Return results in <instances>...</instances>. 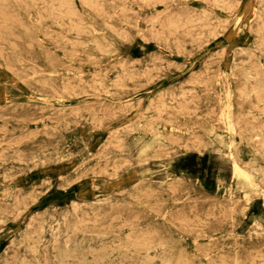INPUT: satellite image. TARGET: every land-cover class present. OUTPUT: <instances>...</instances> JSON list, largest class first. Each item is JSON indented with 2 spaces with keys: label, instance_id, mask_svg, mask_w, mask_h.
Instances as JSON below:
<instances>
[{
  "label": "rangeland",
  "instance_id": "obj_1",
  "mask_svg": "<svg viewBox=\"0 0 264 264\" xmlns=\"http://www.w3.org/2000/svg\"><path fill=\"white\" fill-rule=\"evenodd\" d=\"M0 264H264V0H0Z\"/></svg>",
  "mask_w": 264,
  "mask_h": 264
},
{
  "label": "bare ground",
  "instance_id": "obj_2",
  "mask_svg": "<svg viewBox=\"0 0 264 264\" xmlns=\"http://www.w3.org/2000/svg\"><path fill=\"white\" fill-rule=\"evenodd\" d=\"M79 2H80V1H79ZM253 8H254V7H253ZM76 34H77V33H76ZM87 42H89V41H87ZM25 43H26V42H25ZM88 45H89V44H88ZM88 45H87V46H88ZM96 46H97V45H96ZM84 48H86V47H84ZM81 54H82V53H81ZM81 54H79V55H81ZM233 59H234V58H233ZM108 83H109V81H108ZM108 83H107V85H108ZM59 84H60V83H59ZM107 85H106V86H107ZM61 87H62V86H61ZM112 87H113V85H112ZM171 92H172V91H171ZM197 104H198V103H197ZM181 108H183V107H181ZM150 117H151V116H150ZM152 119H153V118H152ZM94 124H95V123H94ZM129 125H130V124H129ZM126 127H127V126H126ZM122 136H123V135H122ZM233 161H234V160H233ZM5 164H6V163H5ZM233 167H234V166H233ZM235 171H236V172H241V168H240V166H239L238 164H235ZM77 217H78V216H77ZM78 219H79V218H78ZM28 225H29V224H28ZM59 225H60V224H59ZM59 225H58V226H59ZM34 226H36V225H34ZM36 229H37V228H36ZM44 229H45V228H44ZM44 229H43V230H44ZM57 230H58V229H57ZM41 231H42V230H41ZM41 231H40V232H41ZM151 231H152V230H151ZM51 232H52V230H51ZM58 232H59V231H58ZM41 233H42V232H41ZM41 233H40V234H41ZM144 233H145V232H144ZM75 235H76V234H75ZM75 235H74V236H75ZM141 235H142V234H141ZM77 236H78V234H77ZM86 236H87V235H86ZM57 237L60 238V235L58 234ZM58 238H57V239H58ZM58 240H59V239H58ZM140 246H141V245H140ZM144 247H145V246H144ZM35 252H36V251H35Z\"/></svg>",
  "mask_w": 264,
  "mask_h": 264
}]
</instances>
